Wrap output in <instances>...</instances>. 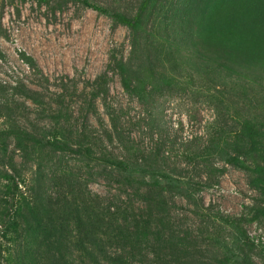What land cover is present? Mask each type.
Returning <instances> with one entry per match:
<instances>
[{
	"label": "rangeland",
	"instance_id": "rangeland-1",
	"mask_svg": "<svg viewBox=\"0 0 264 264\" xmlns=\"http://www.w3.org/2000/svg\"><path fill=\"white\" fill-rule=\"evenodd\" d=\"M88 1L128 17L135 16L142 3ZM171 1L162 4L168 8ZM193 4L189 0L188 5ZM160 15L150 18L149 25L164 22ZM130 51L126 26L81 3L0 0V207L8 192L5 177L10 175L28 200H37L57 217H64L69 237L78 234L70 220L74 215L68 214L71 210L87 224L107 217L98 226L107 234L101 237L109 257L122 256L130 264H153L162 249L161 238L168 235L179 236L188 246L178 262L213 264L222 257L216 241H230L233 236L228 222L264 203L254 186L258 174L225 164L217 156L203 160L196 154L209 146L216 131L223 130L227 136L236 130L242 117L255 113L259 121L264 120V80L261 87L247 93V99H254L253 104L245 100L251 114L240 104L238 111L231 107L237 101L231 95L230 104L217 101L205 89L206 83L201 88L199 80L195 86L157 90L142 103L125 91L111 64L115 54L133 59ZM154 51L150 49L148 57L139 56L133 62L137 60L143 70L152 63L160 65ZM25 56L36 66H29ZM103 74H107V91L94 98L95 82ZM18 128L37 139L68 138L74 149L81 142L89 151L66 153L32 144L26 148L9 134ZM105 158L146 163L187 180L194 199L167 194L156 207L158 197L147 194L139 183H131ZM12 160L16 171L9 166ZM115 215L128 217L130 224L134 219L149 220V240L115 243V218L108 220ZM23 221L19 234L10 235L15 242L3 240L13 253L24 238ZM247 229L260 247L259 255L264 256V218ZM62 249L67 258L81 264L77 247L65 244Z\"/></svg>",
	"mask_w": 264,
	"mask_h": 264
},
{
	"label": "trees",
	"instance_id": "trees-1",
	"mask_svg": "<svg viewBox=\"0 0 264 264\" xmlns=\"http://www.w3.org/2000/svg\"><path fill=\"white\" fill-rule=\"evenodd\" d=\"M67 1L81 3L129 29V55L134 58L130 60L115 54L111 57V64L120 75L125 91L135 95L140 102H148L157 90L182 84L195 86L196 80H199L201 88L206 83L205 89L217 101L230 104L231 95L237 99L230 104L236 111L240 104L250 111L249 114L253 112L245 100L253 104L254 99H247V93L255 86L261 87L260 81L264 80V0H192L194 4L190 6L189 0H172L168 8L162 4L163 0H142L133 17L88 0ZM150 9L153 12L149 14ZM155 12L161 13L165 21L150 26L149 19L156 18ZM150 49H155L154 52L159 55L157 62L160 65L152 63L143 70L136 64L137 60L133 61L139 56L148 57ZM25 61L31 67L36 66L31 57L25 56ZM95 85L93 97L98 98L107 91V74L101 75ZM251 115L254 116L242 117L237 129L230 130L227 136L223 130L216 131L209 140V146L196 157L207 160L217 156L225 164L258 174L254 186L260 191L264 203V120L259 121L255 113ZM9 134L25 147L32 144L80 154L89 151L81 142L74 149L68 138L37 139L20 128L12 129ZM12 161L9 166L16 171ZM103 161L131 183L146 187L147 194L158 197L154 201L156 207L163 204L167 194L182 195L189 201L194 199L189 181L154 166L129 159L105 158ZM5 179L9 185L0 207V264H76L63 252L65 244L77 247L83 257L79 262L81 264H104V261L130 264L128 259L109 257L105 251V240L101 236L106 233L103 226L98 225L104 224L107 217H98L97 222L87 224L83 217L71 210L68 214L74 215L70 216V220L72 217L78 234L69 237L65 235L64 217H57L54 210L39 205L37 200H28L19 190L15 177L8 175ZM252 210L250 214L228 222L233 236L230 241H216L222 249V257L213 264H264V256L259 255L260 247L247 229L264 218V205ZM112 218H115V243L132 244L149 240L152 228L149 220L134 219L130 224L126 216L115 215L108 220ZM21 219L26 230L13 253L6 249L3 240L15 242L10 235L19 234ZM161 246L153 264H182L176 259L185 255L188 248L183 239L167 235L161 238Z\"/></svg>",
	"mask_w": 264,
	"mask_h": 264
}]
</instances>
